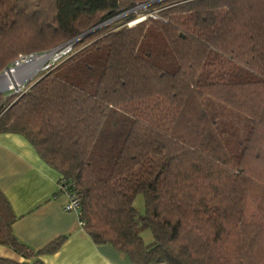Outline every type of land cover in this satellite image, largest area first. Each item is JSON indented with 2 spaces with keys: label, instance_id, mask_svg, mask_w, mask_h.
<instances>
[{
  "label": "trees",
  "instance_id": "obj_1",
  "mask_svg": "<svg viewBox=\"0 0 264 264\" xmlns=\"http://www.w3.org/2000/svg\"><path fill=\"white\" fill-rule=\"evenodd\" d=\"M147 1L0 0V71L73 42L0 108V133L24 136L93 241L133 264H264V0H159L127 25ZM17 218L0 188V245L24 258L0 264H46L67 236L31 248Z\"/></svg>",
  "mask_w": 264,
  "mask_h": 264
},
{
  "label": "crops",
  "instance_id": "obj_2",
  "mask_svg": "<svg viewBox=\"0 0 264 264\" xmlns=\"http://www.w3.org/2000/svg\"><path fill=\"white\" fill-rule=\"evenodd\" d=\"M60 177L24 136L0 133V188L18 216L13 230L22 242L40 249L66 235L56 252L40 256L46 264H133L111 244H96L78 212L65 209L67 196L60 192ZM0 256L24 260L3 245Z\"/></svg>",
  "mask_w": 264,
  "mask_h": 264
},
{
  "label": "built area",
  "instance_id": "obj_3",
  "mask_svg": "<svg viewBox=\"0 0 264 264\" xmlns=\"http://www.w3.org/2000/svg\"><path fill=\"white\" fill-rule=\"evenodd\" d=\"M156 1L157 0L147 1L145 3H142V4L137 5L132 10H130V11H137V8H139L142 5H144V7H145V9L143 10L142 13H140L135 19L128 21L126 24L130 26V25H132V24H134V23H136V22H138L140 20L145 19L148 16H154L155 17L161 8H157L156 7L154 9H149V6L152 3H155ZM130 11H128V12H130ZM128 12H125V13H123L121 15L115 16V17L111 18L110 20H108L107 22L116 20V19H118L122 15H125ZM141 15L143 16L142 19L139 18V16H141ZM72 43H73L72 41H69V42H67V43H65V44H63V45H61V46H59L57 48L52 49L49 52H51V54H52V51H55V50H57L59 48L62 49L61 51L58 50L57 51L58 54H56L55 60H59L64 54H68L72 50V46H73ZM49 52H46V53H49ZM38 55H41V54L40 53H34V54H29V55H20L19 58L10 67H8L5 70V72L7 70L16 68L19 64H22L25 61H29V60H31L32 58H34L35 56H38ZM1 75H0V93L1 94L6 93L7 96L13 95L11 93V91L15 87L14 86L13 87H9L8 84H7L8 81L6 79L2 78ZM9 80L11 82L13 81L14 83H16V81H17L14 76L11 77ZM23 86H24V84L22 85V87ZM19 89L21 90L22 88H19ZM18 91H17V93H18ZM59 187H60V192L64 193L67 196V201H66V204H65V209L66 210H73V211L78 212V214H80V197L77 194H75L74 192H72L70 190V184L67 183L66 178H64V177H61L60 178Z\"/></svg>",
  "mask_w": 264,
  "mask_h": 264
},
{
  "label": "rangeland",
  "instance_id": "obj_4",
  "mask_svg": "<svg viewBox=\"0 0 264 264\" xmlns=\"http://www.w3.org/2000/svg\"><path fill=\"white\" fill-rule=\"evenodd\" d=\"M157 1H159V0H157ZM144 9H145V7H144V5H142L139 8H137V11L144 10ZM142 17H143L142 15L139 16V18H141V19H142ZM118 19H120V18H118ZM118 19L110 21V22H106L105 24H110L112 22H117ZM121 26H123V24L119 25V27H121ZM54 48H55V46H54ZM52 49H50L49 51H51ZM58 50L61 51L62 49L59 48V49H57L55 51H52V54L50 55V57L47 60H45L44 62H42V63H40L38 65V67H37L38 71L36 73H34L32 76H30V77L26 78L25 80H23V82L21 84L17 85L11 91V93L14 95L12 97V99L9 102H5V104L2 107H0V108H5L6 109L7 107H9L13 102H15L19 98V96L22 93H24L27 89H29L36 82V80H38L47 70H49L54 64H56L59 60H62L65 56H67L72 51L71 50L68 54H64L59 60H55L56 54H58V52H57ZM49 51H47V52H49ZM44 54H47V53L46 52L41 53V55H44ZM38 56H40V55H38ZM25 62H27V61H25ZM6 69L7 68L2 69L0 71V75L2 73H4ZM25 69L26 68H23V70H25ZM23 70H21L20 72H22ZM31 71L33 72V69ZM23 84H24V86L22 87ZM19 88H22V89L20 90ZM17 91H18V93H17ZM0 95H1V93H0ZM2 103H4V102L3 101L1 102V100H0V104L1 105H2ZM134 205H135L136 209L141 214H143L145 212L144 197H143L142 194L137 195V197L135 198V201H134ZM142 235H143V237H144L146 242H150L152 240V235H151V232H150L149 229L144 230L142 232Z\"/></svg>",
  "mask_w": 264,
  "mask_h": 264
},
{
  "label": "bare ground",
  "instance_id": "obj_5",
  "mask_svg": "<svg viewBox=\"0 0 264 264\" xmlns=\"http://www.w3.org/2000/svg\"><path fill=\"white\" fill-rule=\"evenodd\" d=\"M50 55H51V52L44 54V55L35 56L34 59L32 58V60L19 64L16 68L7 70L1 75V77L8 81L7 84L9 87H13V86L16 87L17 85L21 84L23 80L32 76L34 73H36L38 71L37 70L38 65L44 62L45 60H47L50 57ZM23 68H26V69L23 70ZM32 69H33V72L31 71ZM21 70L23 71L20 72ZM13 76L17 80L16 83H14L13 81L11 82L9 80Z\"/></svg>",
  "mask_w": 264,
  "mask_h": 264
},
{
  "label": "water",
  "instance_id": "obj_6",
  "mask_svg": "<svg viewBox=\"0 0 264 264\" xmlns=\"http://www.w3.org/2000/svg\"><path fill=\"white\" fill-rule=\"evenodd\" d=\"M90 31H92V30H90ZM90 31H89V32H90Z\"/></svg>",
  "mask_w": 264,
  "mask_h": 264
}]
</instances>
